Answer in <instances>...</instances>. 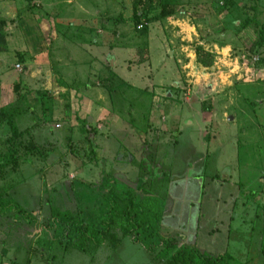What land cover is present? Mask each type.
Returning a JSON list of instances; mask_svg holds the SVG:
<instances>
[{"label":"rangeland","instance_id":"obj_1","mask_svg":"<svg viewBox=\"0 0 264 264\" xmlns=\"http://www.w3.org/2000/svg\"><path fill=\"white\" fill-rule=\"evenodd\" d=\"M111 182L264 264V0H0V195L37 217L0 216V264H178L142 229L67 243L51 208L99 226Z\"/></svg>","mask_w":264,"mask_h":264},{"label":"trees","instance_id":"obj_2","mask_svg":"<svg viewBox=\"0 0 264 264\" xmlns=\"http://www.w3.org/2000/svg\"><path fill=\"white\" fill-rule=\"evenodd\" d=\"M163 5H170L175 0H159ZM197 61L209 65L211 59L197 53ZM13 126V125H12ZM107 192L106 216L99 226H93L83 220L79 211L52 207L50 220L56 222L64 230L67 243L75 249L94 251L101 245L114 241L118 232L130 238L132 242H140L137 232L142 229L159 238L160 245L172 262L178 264H229V256L225 253L211 254L185 242L180 234L162 233V222L165 217L164 198L159 195L138 193L129 185L111 182ZM12 215L24 224L37 222L33 211H28L13 199H5L0 195V216ZM150 247L149 250L154 251Z\"/></svg>","mask_w":264,"mask_h":264},{"label":"water","instance_id":"obj_3","mask_svg":"<svg viewBox=\"0 0 264 264\" xmlns=\"http://www.w3.org/2000/svg\"><path fill=\"white\" fill-rule=\"evenodd\" d=\"M91 119H90V117L88 118V121H90Z\"/></svg>","mask_w":264,"mask_h":264},{"label":"built area","instance_id":"obj_4","mask_svg":"<svg viewBox=\"0 0 264 264\" xmlns=\"http://www.w3.org/2000/svg\"><path fill=\"white\" fill-rule=\"evenodd\" d=\"M57 126H59V125L57 124Z\"/></svg>","mask_w":264,"mask_h":264}]
</instances>
